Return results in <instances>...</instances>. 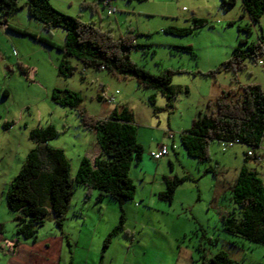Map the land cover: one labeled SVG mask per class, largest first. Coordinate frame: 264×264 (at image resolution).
Returning a JSON list of instances; mask_svg holds the SVG:
<instances>
[{"label":"rangeland","instance_id":"obj_1","mask_svg":"<svg viewBox=\"0 0 264 264\" xmlns=\"http://www.w3.org/2000/svg\"><path fill=\"white\" fill-rule=\"evenodd\" d=\"M49 1L61 12L78 16L84 22L92 21L114 37L133 29L137 33L135 41L143 46L131 50L132 60L152 73L173 69L172 83L180 90L170 105L158 89L138 86L131 75L83 68L74 57H69L75 66L73 73L68 77L59 76L57 64L61 51L28 35L14 33V46L10 48H15V53L13 50L8 55L17 62L16 68L24 63L25 69L22 77L8 73L11 95L7 103L0 101V220L4 222L6 234L12 236L15 221L14 214L6 207L5 191L26 152L34 145L30 130L49 124L55 127L58 134L48 143L63 147L71 165V176L85 150L91 151L97 142L96 131L83 127L77 108L58 104L50 97L54 87L67 88L80 93L79 107L92 116L107 117L126 107L132 113L137 140L144 147L143 158L147 157L150 144L156 147L161 140L168 145L169 152L159 159L162 162L158 165L153 158L147 160L150 171L146 174L145 186L135 174L132 176L136 190L123 209L114 200L98 199L96 190L86 195L83 185L74 186L62 227L48 216L36 233L37 240L60 233L68 237L70 242L68 245L65 241L59 264H196L200 242L206 255L224 250L240 262L264 264V245L230 234L223 228V216L228 213L236 218L240 216V208L230 198V187L240 167L244 164L256 168L264 180V165L246 159L245 146L235 144L223 151L217 141L209 144L210 160L198 162L187 155L179 136V130L189 127L199 112L213 108L207 103L214 99L219 87L236 90L239 85L258 83L264 91V64L258 62L261 57L256 61L246 58V66L241 70L222 67L210 73L230 58L240 39L261 41L264 45V14L259 21L251 22L241 0L228 8H222L220 0H114L112 5L116 10L111 14L101 0ZM26 2L17 0L19 8L6 15L13 26L21 28L22 23L30 21ZM192 15L205 18L207 23L181 36L163 30L170 25H189ZM33 22L38 23L35 19ZM247 25L250 31L242 29ZM38 26L37 30L27 28L37 35L49 36L56 44L63 42L61 27L47 32L40 21ZM0 43L6 44L5 40ZM176 45H191L196 56ZM8 55L0 52V83L4 82L1 60ZM116 90L118 93L111 104L98 98L110 97ZM150 95L155 98L153 104L149 101ZM209 97L212 99L208 100ZM6 104L8 112L4 108ZM173 143L176 148L172 147ZM208 165L213 166L214 172L206 171ZM163 174L171 178L190 176L178 184L170 202L158 196L164 188ZM117 225L121 227L103 247L104 238ZM21 241L32 240L21 238Z\"/></svg>","mask_w":264,"mask_h":264},{"label":"trees","instance_id":"obj_2","mask_svg":"<svg viewBox=\"0 0 264 264\" xmlns=\"http://www.w3.org/2000/svg\"><path fill=\"white\" fill-rule=\"evenodd\" d=\"M100 0H97V2ZM102 6L105 8L104 2ZM236 0H220L222 8L235 4ZM242 8L248 14L251 22L259 21L264 14V0H241ZM30 17L39 20L43 28L50 32L54 27L64 30L61 44H56L49 36L37 35L26 29L6 24L7 29L28 35L44 45L55 47L62 55L57 64V75L70 76L75 66L69 57H74L83 66L105 69L112 74L131 75L142 88L158 89L171 101L180 90L172 83L173 69L165 68L159 73H152L139 65L130 56L136 46H143L135 41L137 33L127 29L126 34L114 37L109 30L95 25L94 22H84L78 16H72L53 7L49 0H27ZM19 8L17 0H0V18L6 20V15ZM187 26L170 25L163 30L175 35H186L204 26L205 18L192 15ZM2 22V21H1ZM250 31L249 26H243ZM177 48L191 52L196 56L191 45H176ZM264 64V45L261 41L249 42L239 40V45L232 49L228 60L221 62L210 73L218 72L222 67L233 71L243 69L245 59ZM50 97L61 105L77 108L81 124L84 128L94 129L100 153L92 160L82 157L74 176L70 175V163L64 150L51 146L48 141L54 138L58 131L52 124L46 127L31 129L29 137L34 146L27 152L17 174L10 180L5 191L7 209L14 214L17 238H37V228L48 216H52L61 228L74 186L80 184L86 188V195L91 190L97 191V198L108 197L119 203L123 209L125 202L132 199L136 190L133 179L129 175L132 165L137 164L143 155V146L137 140V128L132 113L126 107L120 112L114 111L107 117L89 115L79 104L82 100L78 91L54 87ZM106 101L107 97L98 96ZM153 104L154 96H149ZM207 112H199L191 125L180 132V143L188 156L198 162L210 160L209 144L211 141L222 142L238 139V143L246 147V159H255L247 155V150L263 145L264 141V91L258 83L239 85L237 89L221 91L213 100L207 103ZM163 144H159L158 147ZM165 145V144H164ZM167 153L168 154V146ZM228 148V147H227ZM225 151V150H223ZM171 164V162H170ZM214 172L213 166H207L206 171ZM189 174L181 177L175 175L163 176L164 188L158 193L159 198L171 201L178 184L189 178ZM230 198L240 208V216L232 213L223 216V228L230 234L237 235L248 241L264 245V180L256 168L242 165L230 187ZM121 221L123 215L121 214ZM121 225L113 227L103 240L106 247L111 235ZM204 236V232L202 233ZM200 252L196 264H249L230 258L224 250H218L206 255L203 242L197 245Z\"/></svg>","mask_w":264,"mask_h":264},{"label":"crops","instance_id":"obj_3","mask_svg":"<svg viewBox=\"0 0 264 264\" xmlns=\"http://www.w3.org/2000/svg\"><path fill=\"white\" fill-rule=\"evenodd\" d=\"M29 18H30V21H28L27 24L22 23L23 26H20V25L19 26L21 27V29H26L30 32H33L31 30L32 27H34L35 30H37L39 28V26H38L39 20H37L33 17H29ZM34 19L37 20L38 23H36V22L34 23L33 22ZM1 21L4 23H1ZM5 23L11 24L7 20H4L3 17H1L0 18V41L5 40L6 44L3 46L0 43V52L2 51L5 55H8V54H11V52L15 49V48H12V50H11V48H10L11 46H14L13 38H15V35H13V34L14 33L20 34V33H17V32H14V31H11V30L5 28L6 27ZM27 27H30L31 29L27 28ZM45 46H47V45H45ZM14 53H15V50H14ZM1 61H2L3 66H4L2 68V71H1V74L3 75L4 82L0 83V93H1L0 101H1V104H5V103H7V100L11 95V90H10V87H9V84L7 81L8 73L11 72V75H13V76L18 75V76L22 77V73H23L22 70L25 69L24 68L25 66L23 65L24 63H21L22 67L20 66L19 69L16 68L17 62L13 59L12 56L9 57V55L7 56V58L2 57ZM217 91L218 92L214 94L215 95L214 98L217 95H219L221 93V91H223L222 87H219V89ZM210 99H212V98L209 97L208 100H210ZM4 108H6V112L9 111L8 104H6ZM4 118L8 119L7 116H5ZM184 129H186V127L181 128L179 131L181 132ZM172 138H174V136ZM159 144L167 145L166 143L163 142V140L158 142L156 147H152V145L150 144L149 150L147 149V153L145 154L147 157L143 158V155H142L141 160L137 164L132 165L130 170H129L130 177L133 179L132 176L135 174L136 175L135 177L138 178L137 180H139L144 186L146 185V183H148V181H144V180L146 179L147 172L150 171V170H148L150 167V164L147 162V160L149 158H152L149 155V152L151 150L158 149ZM57 147H60V146H57ZM172 147L176 148V144L173 143ZM60 148L63 149V147H60ZM27 152H26V154H27ZM64 152H65V150H64ZM99 153H100V147H99L98 142H96L95 146L92 148L91 151H89L88 149L85 150V154L82 157H88L92 160ZM143 153H144V147H143ZM26 154H25V156H26ZM25 156H24V158H25ZM167 156H168V154H167ZM82 157H80V159ZM24 158L21 160V165H22ZM9 162H10L11 167L14 168L13 163H12L13 159H10ZM158 162L160 164V162H162V161H160L158 159L156 162L157 165H158ZM21 165H20V167H21ZM157 165H156V167H157ZM209 166H211V165H209ZM20 167H19V169H20ZM19 169H18V171H19ZM70 171H71V165H70ZM163 176H168V175L163 174L162 177ZM10 180L8 181L7 185L9 184ZM160 183H161V188H162L163 184L161 181H160ZM91 194H92V192L90 193V195ZM106 198H108V197H106ZM107 200H111V199L108 198ZM69 205L70 204H68V207H69ZM3 226H4V222H2L0 220V264H59L60 257L62 255V252L64 249L65 241H66V243H68V245L70 242L68 237L66 238V236L62 233L55 234L51 237H48L47 239L43 238V239L37 240V238H36L35 241H31V242L21 241V238H17L14 233L12 234V236L6 234ZM68 250H71V248H68ZM70 253H72V252H70ZM71 258H72V256H71Z\"/></svg>","mask_w":264,"mask_h":264},{"label":"built area","instance_id":"obj_4","mask_svg":"<svg viewBox=\"0 0 264 264\" xmlns=\"http://www.w3.org/2000/svg\"><path fill=\"white\" fill-rule=\"evenodd\" d=\"M113 1L114 0H103L108 14H111V13L115 12V10H116L115 7L112 5ZM259 62H261V61H259ZM117 93H118V90L115 91L114 95L107 97L106 102L108 104L113 103L115 100V94H117ZM237 143H238V139L230 140V141H224V142H222V150H226L227 147H231ZM259 148H261V149L259 150ZM166 153H167V147L164 144L160 145L158 147V149L151 150L149 152L150 156L155 158V159L159 158L161 155L166 154ZM247 155L250 156L251 158L255 159V161H257L258 163L264 165V145L259 146L257 148V150H255L253 148H249L247 150Z\"/></svg>","mask_w":264,"mask_h":264},{"label":"clouds","instance_id":"obj_5","mask_svg":"<svg viewBox=\"0 0 264 264\" xmlns=\"http://www.w3.org/2000/svg\"><path fill=\"white\" fill-rule=\"evenodd\" d=\"M1 23H4V22H1ZM6 24V23H5Z\"/></svg>","mask_w":264,"mask_h":264}]
</instances>
